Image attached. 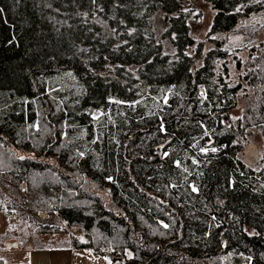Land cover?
<instances>
[{
	"label": "trees",
	"instance_id": "trees-1",
	"mask_svg": "<svg viewBox=\"0 0 264 264\" xmlns=\"http://www.w3.org/2000/svg\"><path fill=\"white\" fill-rule=\"evenodd\" d=\"M202 1L204 36L193 0H0V210L112 263L264 264V36L226 38L264 0Z\"/></svg>",
	"mask_w": 264,
	"mask_h": 264
},
{
	"label": "rangeland",
	"instance_id": "rangeland-1",
	"mask_svg": "<svg viewBox=\"0 0 264 264\" xmlns=\"http://www.w3.org/2000/svg\"><path fill=\"white\" fill-rule=\"evenodd\" d=\"M194 11L190 18L192 31L198 36H204L214 16L211 6L202 0H193ZM264 12L253 15L235 31L226 36L230 49L240 48L243 60L247 58V48L263 38ZM235 80L239 72L231 67ZM244 103L231 112L232 119L242 115ZM258 154L264 150V137L259 128H251L248 132ZM4 179L0 176V200H4ZM75 232V229L71 230ZM68 234L40 235L36 234L27 218L15 216L10 218L4 210H0V259L3 264H71V247ZM111 262V261H110ZM111 264H131L117 260ZM210 264H223L220 258Z\"/></svg>",
	"mask_w": 264,
	"mask_h": 264
},
{
	"label": "crops",
	"instance_id": "crops-1",
	"mask_svg": "<svg viewBox=\"0 0 264 264\" xmlns=\"http://www.w3.org/2000/svg\"><path fill=\"white\" fill-rule=\"evenodd\" d=\"M71 264H111L104 256H94L89 249H71Z\"/></svg>",
	"mask_w": 264,
	"mask_h": 264
},
{
	"label": "water",
	"instance_id": "water-1",
	"mask_svg": "<svg viewBox=\"0 0 264 264\" xmlns=\"http://www.w3.org/2000/svg\"><path fill=\"white\" fill-rule=\"evenodd\" d=\"M243 156L245 164L248 166L252 165L258 157L256 147L252 143H250L249 146L244 149Z\"/></svg>",
	"mask_w": 264,
	"mask_h": 264
},
{
	"label": "snow or ice",
	"instance_id": "snow-or-ice-1",
	"mask_svg": "<svg viewBox=\"0 0 264 264\" xmlns=\"http://www.w3.org/2000/svg\"><path fill=\"white\" fill-rule=\"evenodd\" d=\"M238 11H239V9H238ZM201 95H204V93L202 92ZM115 102H116V103H121V101H115ZM161 130L163 131V126H161ZM205 134L207 135V133H205ZM193 147H195V145H193ZM200 151H201L202 153H205V154H206L208 151H211L212 153H215V152L218 151V149L215 148V147H213V148H211V149H208V148H201ZM81 155H82V154H81ZM167 155H168V153L165 152V153H164V156H167ZM20 159H24V157H20ZM192 162H193V164L198 163V161H196L195 159H193ZM176 165H177V167H179V166H180V162L177 161V162H176ZM184 170L187 171L186 168H185ZM192 191H193V192H196V191H198V189H197L195 186H192ZM164 227H168V225H164Z\"/></svg>",
	"mask_w": 264,
	"mask_h": 264
}]
</instances>
